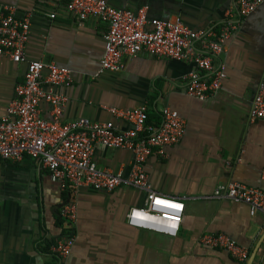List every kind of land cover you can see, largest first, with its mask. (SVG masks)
<instances>
[{"label":"crops","instance_id":"1","mask_svg":"<svg viewBox=\"0 0 264 264\" xmlns=\"http://www.w3.org/2000/svg\"><path fill=\"white\" fill-rule=\"evenodd\" d=\"M106 1L128 9L146 5L151 17L180 16L195 30L217 27L235 3ZM0 2L14 6L19 17L29 15L28 60L53 62L71 70L72 84L60 89L68 98L62 120H112L124 129L128 125L107 108L145 104L156 113L168 106L186 121L183 138L165 148L166 157L153 154L145 164L154 191L185 203L175 236L128 225L129 209L145 203L141 190L106 192L85 186L62 190L30 157L18 162L0 159V264H264L263 217L251 215L245 203L205 198L218 185L232 181L264 190V119L249 117L264 77V9L241 19L219 57L226 78L217 93L201 101L186 93L182 80L196 69L191 60L140 53L127 59L119 72L97 74L107 30L103 22L94 18L78 22L66 11L63 0ZM25 68V63L0 57V116L14 98ZM39 108L48 118V104L41 102ZM93 158L100 168L127 172L132 153L96 145ZM68 203L76 209L71 225L74 244L67 257L57 260L51 250L42 253L36 245L43 239H59L62 227L57 219ZM62 226L67 229L64 219ZM207 232L227 234L247 249V259L239 262L224 250L200 245V236Z\"/></svg>","mask_w":264,"mask_h":264},{"label":"built area","instance_id":"2","mask_svg":"<svg viewBox=\"0 0 264 264\" xmlns=\"http://www.w3.org/2000/svg\"><path fill=\"white\" fill-rule=\"evenodd\" d=\"M263 1L235 0L217 27L200 30L190 28L180 16L151 17L146 5L128 9L114 7L106 0H63V3L78 22L94 18L107 27L97 74L119 72L127 59L140 53L191 60L196 69L183 76V84L189 96L202 101L217 93L226 78L225 66L219 59L226 42L241 19ZM29 32V15L19 17L14 6L0 2V57L26 65L22 82L15 86L14 98L0 116V159L18 162L28 156L46 169L49 179L62 190L82 186L106 192L141 190L145 192V203L129 209L128 225L175 236L185 203L154 191L145 164L153 154L166 157L165 148L183 138L185 119L177 110L166 106L160 111L158 124H146L148 107L142 104L132 108H107L113 117L128 125L124 129L116 127L112 120L91 121L87 117L62 120L68 98L60 89L72 84L71 70L53 62L28 60L25 45ZM41 102L49 106L48 118L41 115ZM249 117L264 119V77L253 98ZM96 145L131 151L129 170L98 167L93 158ZM205 198L245 203L251 215L260 214L264 219V190L259 187L232 181L218 185ZM158 199L179 207L157 204ZM61 215L68 232L51 246L58 260L67 257L74 244L71 225L76 218L75 205L66 204ZM199 244L224 250L239 262L248 257L247 249L225 233H203Z\"/></svg>","mask_w":264,"mask_h":264},{"label":"trees","instance_id":"3","mask_svg":"<svg viewBox=\"0 0 264 264\" xmlns=\"http://www.w3.org/2000/svg\"><path fill=\"white\" fill-rule=\"evenodd\" d=\"M160 121V113H156V112H151L148 110L147 112V120H146V124H158ZM57 223L58 225H60L62 227V235L67 233L68 232V229H63V226H62V223H63V217H60L57 219ZM61 235V236H62ZM60 236V237H61ZM56 242V240H46V239H43L42 242H38L37 243V249L42 252V253H46V254H49L51 253L50 250H51V246L54 245ZM52 255L53 252L51 253ZM54 257L58 260V258L54 255Z\"/></svg>","mask_w":264,"mask_h":264},{"label":"snow or ice","instance_id":"4","mask_svg":"<svg viewBox=\"0 0 264 264\" xmlns=\"http://www.w3.org/2000/svg\"><path fill=\"white\" fill-rule=\"evenodd\" d=\"M156 203L160 204V205H163L165 207H179L178 205L170 204L167 201H163V200H159V199L156 201Z\"/></svg>","mask_w":264,"mask_h":264},{"label":"water","instance_id":"5","mask_svg":"<svg viewBox=\"0 0 264 264\" xmlns=\"http://www.w3.org/2000/svg\"><path fill=\"white\" fill-rule=\"evenodd\" d=\"M263 9H264V1H263L262 3H260V5L258 6V8H256L252 14L250 13V15H251V16L257 15V14H259Z\"/></svg>","mask_w":264,"mask_h":264}]
</instances>
